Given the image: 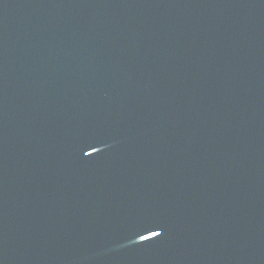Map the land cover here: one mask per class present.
<instances>
[{"label":"water","instance_id":"obj_1","mask_svg":"<svg viewBox=\"0 0 264 264\" xmlns=\"http://www.w3.org/2000/svg\"><path fill=\"white\" fill-rule=\"evenodd\" d=\"M0 264H264V0H0Z\"/></svg>","mask_w":264,"mask_h":264}]
</instances>
